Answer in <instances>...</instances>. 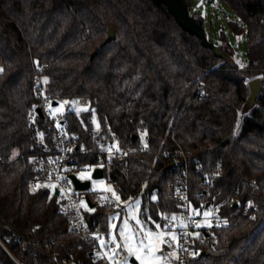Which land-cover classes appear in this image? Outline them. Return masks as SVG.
<instances>
[{
  "label": "trees",
  "instance_id": "16d2710c",
  "mask_svg": "<svg viewBox=\"0 0 264 264\" xmlns=\"http://www.w3.org/2000/svg\"><path fill=\"white\" fill-rule=\"evenodd\" d=\"M223 1L243 23L228 20L232 34L246 33L244 63L230 61L237 60L223 32L218 44L204 32L218 53L185 31L162 2L0 0V236L10 233L8 225L42 251L102 264L90 261L87 243L70 230L45 177L30 170L34 157L55 154L47 120L38 114L27 120L38 103L32 84L42 73L48 94L88 99L87 106L71 103L58 114L87 148L77 161L102 165L121 204L138 198L142 222L164 229L163 218L177 213L167 185L179 175L168 166L179 147L193 206L215 205L227 221L200 228L208 241L197 243V264H264V0ZM183 2L203 29L191 0ZM109 28L115 38L106 42ZM254 79L260 91L239 118ZM97 137L129 151L100 161ZM32 178L39 187L30 186ZM246 201L257 206L253 215L243 209ZM92 209L85 212L89 226L106 229L109 207ZM161 252L168 264H178L164 246ZM0 264H13L1 248Z\"/></svg>",
  "mask_w": 264,
  "mask_h": 264
},
{
  "label": "built area",
  "instance_id": "2783aa9c",
  "mask_svg": "<svg viewBox=\"0 0 264 264\" xmlns=\"http://www.w3.org/2000/svg\"><path fill=\"white\" fill-rule=\"evenodd\" d=\"M46 70L47 66L42 65L41 72H46ZM32 89L38 96V103L30 111L27 120L30 122L33 121L37 114L36 109L40 108L44 118L52 128L55 154L54 157L49 160L34 157L30 162V170L36 175H43L45 177V183L43 185H56L58 189L56 198L59 204V211L67 219L70 230L87 243L90 261L92 263L99 262L102 264H109V256L112 254V248H114L112 227L109 224L115 222L113 213L122 209V204L116 199V196L112 194V191H100L98 188L92 186V181H90L91 183L88 189L80 190L74 187L69 177L71 174L77 176L76 172L87 169H90L92 172L95 167H102V165H88L87 163L77 161L76 157L79 154H86L87 148L80 144L78 132L68 130L64 120L59 114L53 115L49 107L54 101L68 102L63 104V108L71 103L76 106H87L88 99L78 97L66 100L62 96H52L48 94L46 92L42 73L36 74ZM52 106L55 107L56 104ZM58 123L60 125L59 127L57 126ZM93 144L98 159L105 163H109L112 158H122L129 151L125 147H120L111 139L104 140L97 137L94 139ZM109 148L112 149L111 152H109ZM175 153L177 156L174 158L172 165L179 169V175L168 183L167 190L175 203L177 213L176 215L164 217L163 226L168 225L169 227H164V231L176 233L179 240H171L170 237L165 236L164 239L168 240L169 244H164L163 246L165 252L172 253L179 258L178 264H197V259L202 253V248L199 247L197 243L202 242L206 244L208 236L205 234L199 237V235L194 236L192 233L200 232V228H197L195 225L200 224V215L208 209L203 205L198 207L200 209V215H196L192 211L195 207L192 204L188 187L187 157L183 149L179 147L175 149ZM164 155L166 157L169 156L167 152H165ZM252 182H255V180H252ZM37 184L40 185L37 179L32 178L30 180L31 187L36 188ZM61 189L63 190L62 193ZM51 190L54 192L52 188ZM198 194L199 193H196L195 195ZM88 200H90L94 206L97 204L107 205L109 207L106 229L99 230L97 226L92 228L85 220V212L88 211V209L81 204V201L87 203L88 208L94 207L89 206ZM235 201L237 205H239L237 200H229L232 205H234ZM242 207L245 211H249L251 215L257 210V206L253 203L249 204V201L244 202ZM216 210V206L211 205L209 211L212 212V215L209 219H211L213 227L220 228L225 224L226 219L218 215ZM173 216H175L174 220L172 219ZM181 222L186 224L187 227H180ZM172 225L176 227H172ZM4 229L10 233L0 236V248L13 264H90L83 258L62 256L57 251H53L52 253L42 251L38 242L31 240L27 236L12 232L8 225H6ZM101 241L105 242V246H101ZM8 242H11L14 247L23 251L25 253V258H20ZM193 253L196 254L193 255ZM42 255L47 257L44 263L40 259ZM164 260L166 261V259ZM162 264H168V262L166 261Z\"/></svg>",
  "mask_w": 264,
  "mask_h": 264
},
{
  "label": "rangeland",
  "instance_id": "374dc122",
  "mask_svg": "<svg viewBox=\"0 0 264 264\" xmlns=\"http://www.w3.org/2000/svg\"><path fill=\"white\" fill-rule=\"evenodd\" d=\"M190 12L196 16H201L203 18V29L207 37H209L215 44L219 43V34L223 32L225 40H227L233 51L235 61L230 57L231 62H240L244 63L247 61V40L245 31L239 35H234L231 33L230 25L228 24V20L240 23L243 26L242 21L237 16V14L230 9V7L223 0H191L190 4ZM239 63V64H240ZM252 106V102L247 101L243 108L240 110L239 118L242 117ZM64 109V108H63ZM63 109L60 111L62 112ZM58 114V113H56ZM94 121V129H97L98 122L96 118ZM84 172L91 173L90 169L83 170ZM82 171L76 172L79 177V173ZM96 184L92 183V186L98 188L100 191H107L108 186L112 188L111 184H109L105 178L95 180ZM99 181H103V184L99 183ZM139 199H130L126 201H122L123 209L121 211H117L113 213V217L115 222L113 224H109L112 227V235H115L116 240L114 243V248H112L111 259H109V264H133L130 262V258H135L134 255H129L127 249L123 246L125 243L124 236L121 235V230H123L125 236L135 233L137 239H139L148 229H151L154 232L164 231V229L160 226L159 229L156 228V224L153 226L146 225L139 218ZM209 211V210H206ZM201 221L200 224L203 223L204 217L203 213L200 215ZM139 221V223L137 222ZM127 222V224L125 223ZM115 226V228L113 227ZM117 244L120 245L117 248ZM162 255V263H165L164 254ZM136 260V258H135ZM138 264L140 262L136 260Z\"/></svg>",
  "mask_w": 264,
  "mask_h": 264
},
{
  "label": "snow or ice",
  "instance_id": "6c2138e0",
  "mask_svg": "<svg viewBox=\"0 0 264 264\" xmlns=\"http://www.w3.org/2000/svg\"><path fill=\"white\" fill-rule=\"evenodd\" d=\"M38 63V62H37ZM242 66V65H241ZM3 69H0V71H2ZM45 82H47V77H44ZM64 103H68V102H56V106L53 107L51 104L49 105L51 112L53 115H55L56 113L60 112L63 109V104ZM57 126L59 127V123L57 124ZM112 149L109 148V152H111ZM89 167V166H86ZM79 178L80 179H87L92 181L93 184H96L97 181L92 179L91 173L88 172H80L79 173ZM99 183L103 184V181H99ZM40 185L37 184L36 187H39ZM46 187L52 188L53 190H55L56 185L55 184H50V185H46ZM108 190L112 191V194L114 196H116V193L114 190L111 189L110 186H108ZM63 192V190L61 189V193ZM116 199L119 200L120 197L116 196ZM153 199H155V197H153ZM81 204L88 209V211H94V209L92 208H88V204L85 203L84 201H81ZM249 204H251V201H249ZM192 211L196 214V215H200V209L199 208H193ZM212 215L211 211H204L203 212V217H204V221L201 224H197L195 225L197 228H203V227H208L211 228L212 227V221L211 219H209V217ZM172 219H175V216L172 217ZM139 223V221H137ZM127 224V222H125ZM225 223H227V221H225ZM115 228V226H113ZM165 228L169 227L168 225L164 226ZM172 227H176L175 225H172ZM180 227H187L186 224H184L183 222H181ZM156 228L159 229L160 225L156 224ZM121 235L124 236L125 239V243H124V247L127 249L129 255H134L136 260H138L140 262V264H162V255H161V248L164 244H169L168 240H165L164 237L168 236L171 238V240H179V237L176 233L174 232H165V231H157L154 232L151 229L146 230V232L139 238L137 239L135 236V233H132L130 235H126L124 234L123 230H121ZM192 235L194 236H198L199 233L198 232H194L192 233ZM113 242H115L116 237L115 235H113L112 237ZM101 246H105V242L101 241ZM170 246V245H169ZM120 245L117 244V248H119ZM196 253H193V255H195ZM109 259H111V257H109Z\"/></svg>",
  "mask_w": 264,
  "mask_h": 264
},
{
  "label": "water",
  "instance_id": "95a60500",
  "mask_svg": "<svg viewBox=\"0 0 264 264\" xmlns=\"http://www.w3.org/2000/svg\"><path fill=\"white\" fill-rule=\"evenodd\" d=\"M156 4L162 2L165 4L170 11V13L175 17L178 24L187 32L196 35L202 42V44L206 47L212 48L215 52L220 53L219 49L213 45L205 36L203 29L194 21L192 17L189 16V11L186 6V4L183 2V0H154ZM115 38V32L113 28H109L107 31V37L106 42L111 41ZM249 88H250V95L247 99L249 102H253L256 98L257 94L260 91V81L259 79H254L249 82ZM56 102H52V105H55ZM37 114L41 117H44L43 113L41 112L40 108L36 109ZM173 164L170 163L168 166H171ZM92 179H102L104 176V170L102 167H95L91 172ZM70 179L76 189L85 190L88 189L90 186V180H80L76 175L71 174ZM58 193V189L55 188L54 194L56 195ZM89 206L93 207L94 204L91 203L90 200H88ZM237 205V202H234V206ZM130 262L133 264H138V262L135 260V258L131 257Z\"/></svg>",
  "mask_w": 264,
  "mask_h": 264
}]
</instances>
